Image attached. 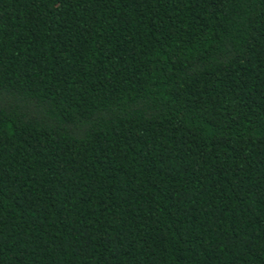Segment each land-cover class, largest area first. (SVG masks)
<instances>
[{"label":"trees","instance_id":"16d2710c","mask_svg":"<svg viewBox=\"0 0 264 264\" xmlns=\"http://www.w3.org/2000/svg\"><path fill=\"white\" fill-rule=\"evenodd\" d=\"M0 264H264V0H0Z\"/></svg>","mask_w":264,"mask_h":264}]
</instances>
